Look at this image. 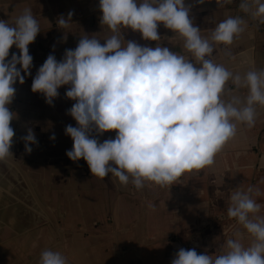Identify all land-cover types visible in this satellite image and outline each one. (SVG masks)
Wrapping results in <instances>:
<instances>
[{"label":"crops","instance_id":"obj_1","mask_svg":"<svg viewBox=\"0 0 264 264\" xmlns=\"http://www.w3.org/2000/svg\"><path fill=\"white\" fill-rule=\"evenodd\" d=\"M240 3L185 0L204 38L229 17L243 19L242 31L233 42L213 44L208 57L243 76L264 70V23L243 12ZM25 8L31 9L40 32L28 46L33 58L30 74L23 84L13 85L16 92L8 106L14 113L10 127L15 134L11 155L0 160V264H39L45 250L60 252L66 264H171L180 249L219 254L240 228L227 216L230 196L249 187L261 205L255 215L264 217V106H256L252 127L237 123L236 135L211 166L185 173L171 186H124L111 174L104 179L92 176L83 158L71 161L66 152L73 141L65 128L77 125L68 114L75 103L65 95L70 86L59 88L49 105L42 93L32 92V81L49 55L59 62L84 35L103 44L113 33L100 23L99 0H0V20L14 24ZM69 12L71 24L62 29L58 18H67ZM157 31L161 39L156 42L131 29H121L120 35L125 42L161 45L193 59L178 34L163 24ZM13 53L19 56L15 46L5 62ZM232 95L243 100L247 89L237 90L229 80L222 99ZM29 129L36 142L27 153L23 137ZM115 136V131L106 132L98 140L103 143ZM249 242L246 237L245 245Z\"/></svg>","mask_w":264,"mask_h":264},{"label":"clouds","instance_id":"obj_2","mask_svg":"<svg viewBox=\"0 0 264 264\" xmlns=\"http://www.w3.org/2000/svg\"><path fill=\"white\" fill-rule=\"evenodd\" d=\"M190 7L185 0H99L100 23L113 35L103 44L84 35L61 61L49 55L38 69L31 90L42 93L49 105L59 88L70 86L65 95L75 103L68 114L77 126L65 128L73 141L66 156L74 162L83 158L92 176L104 179L111 174L121 185L131 183L136 189L148 183L171 186L185 173L211 166L236 135L237 123L254 125L256 106H264V70L234 75L208 58L213 44L233 42L242 31L243 19L229 17L204 38L192 22ZM239 8L264 23L261 0H241ZM72 15L58 18V26L67 28ZM160 24L183 38V48L193 59L161 45L125 42L120 35L121 29H131L156 42L161 39ZM39 32L29 8L14 24L0 20V160L11 155L15 134L10 127L14 113L8 107L16 92L13 85L23 84L30 74L33 58L28 46ZM13 46L19 56L13 53L5 62ZM229 80L237 90L247 89L243 100L237 95L222 99ZM112 131L114 139L99 142V136ZM23 140L25 152L30 153L29 145L36 142L31 129ZM252 192L249 187L231 194L227 216L240 228L222 252L208 255L180 249L171 264H264V217L255 215L261 205ZM39 264H66V260L58 251L45 250Z\"/></svg>","mask_w":264,"mask_h":264}]
</instances>
